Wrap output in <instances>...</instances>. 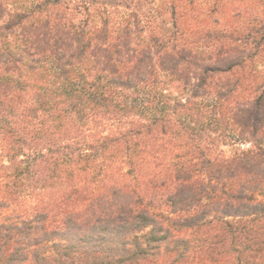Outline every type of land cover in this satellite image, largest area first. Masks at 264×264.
<instances>
[{"label": "trees", "instance_id": "16d2710c", "mask_svg": "<svg viewBox=\"0 0 264 264\" xmlns=\"http://www.w3.org/2000/svg\"><path fill=\"white\" fill-rule=\"evenodd\" d=\"M198 1L168 29L141 0H0V206L29 250L264 264V84L236 73L264 23Z\"/></svg>", "mask_w": 264, "mask_h": 264}, {"label": "rangeland", "instance_id": "374dc122", "mask_svg": "<svg viewBox=\"0 0 264 264\" xmlns=\"http://www.w3.org/2000/svg\"><path fill=\"white\" fill-rule=\"evenodd\" d=\"M150 3L149 7L153 8L151 15L158 18V24H161L163 28H171L170 10L168 9L167 2H179L180 0H141ZM194 2L200 6V14L207 11V4L211 0ZM220 4L225 5L223 16L225 14L233 13L238 5H242V11L245 12L247 22L238 24L234 23L236 27H242L248 24V28L251 22L264 23V0H218ZM216 2V1H215ZM148 11V10H147ZM179 12V9L176 11ZM184 14H195V10L186 8ZM220 20L216 30L221 33L231 34L234 28H230L227 25L223 26L222 15L217 16ZM163 24V25H162ZM228 24V23H227ZM210 28V27H209ZM248 28L246 30H248ZM254 29V28H253ZM215 30V28H214ZM257 31L264 33V26H257ZM242 49L244 48L252 55V60L245 62L241 65V68L236 70L237 75L241 78L248 79L255 82L256 85L264 84V43L261 48L252 50L253 44L245 43L240 44ZM260 88V87H259ZM258 88V89H259ZM262 92V88L254 93L258 95ZM243 96L246 95L243 93ZM188 97V95H187ZM239 146L242 144H238ZM246 144L243 145L245 147ZM246 148V147H245ZM7 165L4 154L0 150V163ZM32 210L31 208H29ZM30 219L29 215L23 213L16 205H8L7 207L0 206V264H92L93 258L84 257L78 254L73 256L64 257L60 255L64 249L63 242L60 244L54 241L50 242H38L37 247L33 250H29L27 247V241L24 237L17 235L13 232L12 227L14 225L21 226V222L24 219ZM59 252V253H58ZM101 260L97 259L96 264H101ZM140 263L143 261H139ZM135 264V263H133ZM139 264V263H137Z\"/></svg>", "mask_w": 264, "mask_h": 264}]
</instances>
